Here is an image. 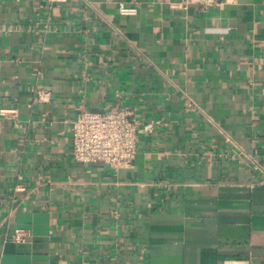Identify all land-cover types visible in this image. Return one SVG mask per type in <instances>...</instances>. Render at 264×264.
Here are the masks:
<instances>
[{"label": "crops", "instance_id": "1", "mask_svg": "<svg viewBox=\"0 0 264 264\" xmlns=\"http://www.w3.org/2000/svg\"><path fill=\"white\" fill-rule=\"evenodd\" d=\"M111 109L133 164L77 161ZM0 264H264V0H0Z\"/></svg>", "mask_w": 264, "mask_h": 264}, {"label": "built area", "instance_id": "2", "mask_svg": "<svg viewBox=\"0 0 264 264\" xmlns=\"http://www.w3.org/2000/svg\"><path fill=\"white\" fill-rule=\"evenodd\" d=\"M59 1V0H51ZM229 0H184V7L198 5L209 8ZM122 12L132 9L122 8ZM6 110H2L3 113ZM155 128L154 122H141L124 109L105 112H79L72 127V153L83 163L103 162L113 167L133 164L139 137L149 134ZM26 232L18 230L16 240H25Z\"/></svg>", "mask_w": 264, "mask_h": 264}]
</instances>
